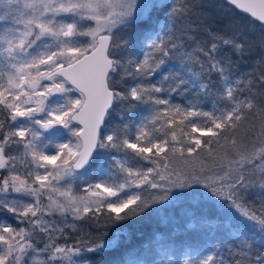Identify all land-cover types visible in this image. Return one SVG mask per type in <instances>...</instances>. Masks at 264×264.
Listing matches in <instances>:
<instances>
[{
	"label": "snow or ice",
	"instance_id": "6c2138e0",
	"mask_svg": "<svg viewBox=\"0 0 264 264\" xmlns=\"http://www.w3.org/2000/svg\"><path fill=\"white\" fill-rule=\"evenodd\" d=\"M225 5L258 43L196 0H0V264H91L121 232L78 222L149 209L172 231L118 264H264V56L228 55L264 50V0Z\"/></svg>",
	"mask_w": 264,
	"mask_h": 264
},
{
	"label": "trees",
	"instance_id": "16d2710c",
	"mask_svg": "<svg viewBox=\"0 0 264 264\" xmlns=\"http://www.w3.org/2000/svg\"><path fill=\"white\" fill-rule=\"evenodd\" d=\"M165 3H171V0H164ZM198 9L196 17L198 23L201 25L200 34H203V27L207 25L210 28L217 30L224 29L230 25L246 26L249 33L256 38L258 43L260 38V31L254 25H249L247 18L244 14L238 10L225 5V0H196ZM165 11L158 12L157 19L162 20L165 18ZM139 29L133 31L132 35L135 36ZM233 61L234 72L243 73L246 71H256L259 73L261 67V57L264 56V50L257 46H253L250 52L245 53L243 56H236L229 53ZM251 204L255 208L260 207L258 199L251 201ZM151 209L142 213L139 216L133 217L128 221L117 224H104L103 221L98 225L95 221H80L78 222L82 226V234L86 238L93 240L102 239L104 241L111 240L117 231L121 232L120 244L117 248L108 249L103 254H88L91 264H118L125 254L138 250L143 251L142 246H146L153 240L154 236L158 233L167 234L172 231V225L164 226L160 223L159 219L155 215H149ZM172 214L176 217L178 224L176 225L181 229L175 237L176 242L179 244L182 241L196 242L200 239L195 233H184L183 229L187 223V220L182 216L181 208L177 207L172 211ZM10 218V217H9ZM226 243H232L225 240ZM264 251V249H260Z\"/></svg>",
	"mask_w": 264,
	"mask_h": 264
},
{
	"label": "rangeland",
	"instance_id": "374dc122",
	"mask_svg": "<svg viewBox=\"0 0 264 264\" xmlns=\"http://www.w3.org/2000/svg\"><path fill=\"white\" fill-rule=\"evenodd\" d=\"M172 1V0H171ZM163 20V19H162Z\"/></svg>",
	"mask_w": 264,
	"mask_h": 264
}]
</instances>
